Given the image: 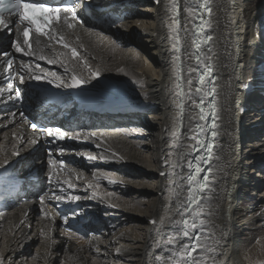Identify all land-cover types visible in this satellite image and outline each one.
Masks as SVG:
<instances>
[{"label": "bare ground", "instance_id": "bare-ground-1", "mask_svg": "<svg viewBox=\"0 0 264 264\" xmlns=\"http://www.w3.org/2000/svg\"><path fill=\"white\" fill-rule=\"evenodd\" d=\"M119 1L125 4L129 19L110 32L111 35L89 33L88 29L77 33L88 63L93 68L99 66L123 90L121 96L102 92L93 101L103 106L132 107V116L139 123L121 133H97L94 139L101 147L96 149L94 169L77 174L79 180L72 179L77 184L73 193L80 196H91L86 181L95 182L93 173L117 181L109 184L102 178L98 182L99 191L114 193L109 199L119 207L111 208L108 201L99 198L81 200L102 231L99 237L87 239L77 236L69 239L60 229L59 219L52 222L38 217L37 212L36 216L35 211L26 212L29 205L6 211L0 208V250H6V256H12L16 264L21 261L23 264H158L154 257L160 250H153L152 245L158 239L156 229L161 226L151 224L150 220L159 221L161 216H173L176 211L174 198L172 202L169 199L168 177L160 175L169 170L164 158L173 151L169 146L176 111L171 95L174 73L173 52L167 38L169 20L165 13L166 0H161L159 5L153 0ZM179 1L182 71L186 81L189 76L196 77L195 72H188L189 67L196 65L188 55L193 51V20L185 10L186 0ZM212 1L209 28L213 36L212 51L209 53L207 48L204 52L212 56L218 73L219 135L209 190L203 194L207 200L203 211H211L210 221L216 226L215 236L208 242L212 244L223 228L227 243L222 249L217 247V251H226L228 255L218 256V260L225 259L227 264H264V103L260 95H251L244 89L248 81L264 78V0ZM186 20L190 31L185 37ZM79 43L76 42L77 46ZM75 62L70 59L69 66ZM57 65L59 74H63V67ZM77 71L87 75L86 69ZM94 82L85 86H97ZM193 97L196 99L194 90ZM253 99L255 104L251 102ZM195 115L196 110L187 100L182 128L178 130L182 133V145L193 144L194 140L186 137L195 136L194 123L189 122ZM5 134H0V145L6 152H0V156L7 154L11 161L16 158L11 152L17 141L11 132ZM19 145L27 148L25 143ZM177 150L185 153L182 163L186 176L191 148ZM114 152L118 156H113ZM186 193L185 187L183 197ZM3 201L0 195V203ZM166 205L170 211H166ZM201 218L209 219L206 215ZM21 220L24 224L17 228ZM168 223L166 219L162 231L175 235ZM41 227L52 229L51 240L40 235ZM46 245H51L47 253ZM117 248H122L120 254L116 253Z\"/></svg>", "mask_w": 264, "mask_h": 264}, {"label": "snow or ice", "instance_id": "snow-or-ice-1", "mask_svg": "<svg viewBox=\"0 0 264 264\" xmlns=\"http://www.w3.org/2000/svg\"><path fill=\"white\" fill-rule=\"evenodd\" d=\"M154 3L159 5L161 0H153ZM87 0H0V31H7L9 34L15 35L11 40V51L0 48V68L3 69L0 75L4 76L3 83L5 86L0 87V103H12L13 105L22 102L23 95L22 89L19 87L25 84L28 80L37 82H44L52 84L56 88L77 89L82 85H88L93 80L98 79L102 75V70L99 66L93 68L88 63V58L82 56L78 52L77 47H74L70 40L66 39L67 34H75L77 43L80 41V35L75 33L77 27H83L84 21L78 15L83 12L85 7H89ZM185 10L188 17L193 20L192 31V45L195 51L188 54L189 58L194 57L198 67L188 68L189 74L196 72L195 78L189 76L185 81L181 75L182 61H181V19H180V3L179 0H166L165 13L169 20L167 25L169 30L168 40L171 42L172 55V70L174 73L173 88L171 93L173 97V105L175 108V115L173 117V127L171 131V145L169 146L173 151H169L168 155L164 158V165L169 170L161 172V176L168 177V193L170 202L175 203L176 211L173 216H161L159 221L155 218L150 220L153 225H159L156 229L157 240L153 241V250H160L159 255H155L154 259L158 264H227L225 259H217L218 256L227 257V252H218L217 247L224 248L227 243V235L223 228L220 229V235L209 244V239L215 236L214 229L216 226L211 223V211L207 213L203 211L207 200L202 195L209 190L210 175L212 173L211 161L213 160V140L217 137V104H216V76L214 75V66L212 64V56L206 55L202 50V46L209 45L208 52L212 51L209 42L213 40V36L206 34V28L211 27V16L213 14L212 0H186ZM199 21L196 23L195 21ZM236 23L235 20L232 21ZM89 33L92 29L87 30ZM185 37L189 34L187 28V20L185 21V28L183 29ZM42 38L47 43L42 47ZM237 42L240 39L239 29L236 33ZM61 45L63 49L68 52H57L53 43ZM79 47L83 48L84 45L79 43ZM45 48L51 49L55 54L53 57L44 55ZM16 54H22L23 57H28V60L18 59ZM76 61L69 66V60ZM34 60L46 61L47 64L54 65L60 63L63 67V74H58L56 71L46 70L41 67L39 63H34ZM86 69L87 75L83 71L78 72L77 69ZM120 71H124L122 68ZM196 80L194 93L199 96V101L193 97V82ZM14 81L17 83L14 84ZM187 88V91H185ZM211 97L208 103V109L211 112V123L208 124V114L206 113L204 104L205 98ZM186 100L191 101L193 111L198 109L195 116L190 118V124L194 123L195 129L198 131L197 136H188L186 139L194 140L195 144L182 145L180 143L182 133L178 130L182 125L183 118L186 112ZM19 121H17V112H11L9 116L4 119L9 120L11 123L16 124L19 129L23 125H28L32 134L27 138L29 146H35L40 142V138L47 139L48 147L46 149L49 157L54 154L59 155L58 160L50 159L48 161L50 171L48 173L49 188L38 194V200L41 207V212L45 219L52 222L55 221V216L51 215L50 205L55 202L57 205L61 203H73L80 210L84 212V208L78 202L81 200L87 201L89 199H102L108 201L111 208L119 207L118 204L111 203L110 199L114 196L112 192H101V184L98 182L100 179H107L101 177L97 173H93V180L95 182L87 183V189H91V196L75 195L73 192L77 189V184L73 182L72 175L75 174L76 169H68V174L61 179V171L66 168L64 160L65 147L57 146L58 141L67 139L80 140V134H73L63 130L61 127H44L39 126L29 119L23 111L18 112ZM200 122H195V121ZM192 131V128H189ZM210 132L211 138L208 139L206 133ZM12 138L17 141L13 146L11 156L19 158L21 152L18 145L24 142L23 132L18 133L15 129L12 131ZM96 133H90L83 137L84 140L90 137H95ZM7 139V134H5ZM198 145V147H197ZM101 147L100 144L96 145ZM180 147L191 148L196 153L193 164L191 159L187 160L188 174L185 176L183 173V161L185 153L178 151ZM0 152H6L2 145H0ZM82 155L88 160H96L98 157L91 152H83ZM113 156H118L113 153ZM175 157V159H173ZM102 158V157H101ZM122 159V157H120ZM17 161L8 158L5 154L0 156V181L4 184L18 187L19 177L13 167ZM202 164L208 165L206 169H202ZM180 171H176L177 169ZM204 174L201 177V173ZM81 177L76 176L79 180ZM186 181V185L184 183ZM109 184L117 183L112 179H107ZM56 187H51L52 184ZM187 188L186 197H183L184 188ZM86 189V190H87ZM183 197V198H182ZM49 207H44L45 205ZM166 211L171 209L166 205ZM71 216H77L75 210H70ZM2 215V214H0ZM60 215V213H57ZM209 217L208 220L201 218L202 216ZM71 216L68 214L62 215V223L65 225V231L68 238L76 236V232L72 231L70 225ZM178 216L179 218H174ZM168 220V227L173 229L175 235L165 233L162 228L165 226V220ZM24 221L21 220L17 225H23ZM51 228L45 229L41 227L40 235L46 240H51ZM123 235V234H121ZM83 239V236L80 237ZM163 241V242H161ZM259 242V241H258ZM51 245H46L45 252L47 253ZM122 248H117L116 253L120 254ZM6 250H0V264H16L12 256H6ZM23 264V261L20 262Z\"/></svg>", "mask_w": 264, "mask_h": 264}, {"label": "rangeland", "instance_id": "rangeland-1", "mask_svg": "<svg viewBox=\"0 0 264 264\" xmlns=\"http://www.w3.org/2000/svg\"><path fill=\"white\" fill-rule=\"evenodd\" d=\"M35 214H36V212H35ZM36 216H37V214H36ZM34 217V216H33ZM26 251V250H25ZM27 253H28V250L26 251Z\"/></svg>", "mask_w": 264, "mask_h": 264}]
</instances>
